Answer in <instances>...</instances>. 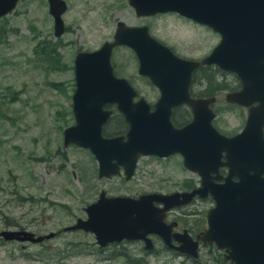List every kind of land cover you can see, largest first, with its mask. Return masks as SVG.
<instances>
[{"label": "water", "instance_id": "95a60500", "mask_svg": "<svg viewBox=\"0 0 264 264\" xmlns=\"http://www.w3.org/2000/svg\"><path fill=\"white\" fill-rule=\"evenodd\" d=\"M17 2L0 0V18L14 10ZM47 3L54 35L61 36L67 4L65 0ZM128 5L138 16L178 13L211 28L221 40L206 56L189 59L155 38L148 26L117 21L112 40H105L98 49L78 51L74 57V124L63 130V145L88 149L97 161L98 178L122 172L130 179L142 156L181 154L184 166L201 176V186L192 191L151 192L139 198L107 196L101 191L84 208L86 218L76 219L65 230L90 232L101 247L123 239L149 243L151 234L160 235L171 246L174 237L181 243L176 248L196 255L199 242L189 235H175L174 225L165 218L169 210L191 203L197 195L210 194L216 205L207 212L208 227L199 239L205 245L228 248L235 264H264V222L257 227L261 221L256 219L258 215L264 218V179L257 174V178L248 176L240 182L234 179L239 174L240 151L264 143V0H128ZM117 46H127L135 53L138 73L159 89L154 109L144 96L135 100L139 91L114 73L111 55ZM210 65L234 73L242 84L226 95L228 103L243 106L249 113L244 130L232 137L214 124L217 97H195L190 92L194 72ZM185 104L193 119L178 127L172 120L173 109ZM107 105H114L123 116L128 125L125 134L103 135V125L113 113ZM223 165L230 168L227 177L220 174ZM52 235L36 236L23 229L0 231L5 241L35 243Z\"/></svg>", "mask_w": 264, "mask_h": 264}, {"label": "rangeland", "instance_id": "374dc122", "mask_svg": "<svg viewBox=\"0 0 264 264\" xmlns=\"http://www.w3.org/2000/svg\"><path fill=\"white\" fill-rule=\"evenodd\" d=\"M65 2V31L58 37L47 0H18L14 10L0 19V231L53 233L35 243L3 241L0 236V264H97L108 253L99 252L94 235L65 229L76 219L86 218L84 208L101 191L107 196L172 193L200 182L199 174L184 166L181 155L142 157L129 180L122 172L98 178L94 156L88 149L64 146L63 130L74 124V57L78 51L98 49L105 40H112L117 21L148 26L155 38L190 59L209 54L220 42V34L175 12L138 16L128 0ZM111 63L114 73L129 80L140 96L150 103L157 101L159 89L138 73V58L129 47H115ZM216 76L219 82L238 85L234 73ZM202 85L195 81L194 91H202ZM229 91L216 94L214 124L230 135L242 126L247 109L229 104ZM118 118L115 115L103 125V135L124 129ZM132 245H118L115 250ZM211 250L204 247L203 253L216 252ZM167 255L171 258L149 264L183 262ZM108 264L125 263L114 258Z\"/></svg>", "mask_w": 264, "mask_h": 264}, {"label": "flooded vegetation", "instance_id": "af4514ba", "mask_svg": "<svg viewBox=\"0 0 264 264\" xmlns=\"http://www.w3.org/2000/svg\"><path fill=\"white\" fill-rule=\"evenodd\" d=\"M3 17L4 16H2L1 18H3ZM210 66H214V65H210ZM215 67H217V66H215ZM224 72H226V71H224ZM226 73H231V72H226ZM194 74H195V72H194ZM231 74H233V73H231ZM194 82H195V80H194V75H193V81H192V84L190 87V92H191L192 96L208 97V96H203V95L197 96V93L194 91ZM241 87H242V84H241V81L239 79L238 89H240ZM140 97L141 96L136 97L135 100H138ZM159 98H160V96L157 98V101ZM156 102H154V103L149 102L152 106V109H154V105ZM214 104H213V108H214ZM231 105L234 106L235 104H231ZM237 106H239V105H237ZM255 106H257V107L260 106V103L259 102L255 103ZM110 107H112V108H110ZM240 107H243V106H240ZM105 108L113 110V113H112L111 117L109 118V120L111 118H114L115 115H121L119 112L116 111L115 106L107 105V106H105ZM243 108H245V107H243ZM245 109H247V108H245ZM216 113H217V111H216ZM248 116H249V113L247 110V112H244L242 114L243 124L235 134L229 135V134H226L224 132H222V133L229 136V137H232L236 134L241 133L247 125ZM122 118H123V116H122ZM118 119H119V122L122 124L121 118H118ZM192 119H193V113H192L191 108L188 105H186V104L181 105V106L175 107L173 109L172 120L176 126L182 127V126L186 125L187 123H189ZM123 121H124V118H123ZM124 123H125L124 129L120 133H116V134H112V135H106V136L125 134L127 129H128V125L125 121H124ZM262 129H263V136H264V123H263ZM242 145H245V143ZM174 155H181V154H174ZM174 155H170L168 157H171ZM224 155H227V152H225ZM239 156H240V160L238 162L239 174H238V176L234 177V179L236 181L240 182L244 177L255 176V174H257L259 177H261V179H264V143H261L259 141L257 144L253 145L251 150L240 151ZM142 157L168 158V157H159L156 155L142 156ZM142 157H140V158H142ZM139 161H140V159H139ZM223 161H227V158L224 157ZM183 162H184V160H183ZM136 166H138V165H136ZM229 172H230V168L227 165H223L220 167V174L222 176L227 177ZM194 173H197V172H194ZM201 179L202 178L200 176V182H199L198 186L194 185L190 189L184 190V191H192L196 188H199L201 186ZM126 180H129V179H126ZM223 181L224 180H221V182H223ZM143 194H139L138 196H130V195H117V196H128V197H132V198H139ZM156 205L162 206V204H160V203H156ZM215 205H216V202L213 199L212 195L209 194L206 197H200L197 195L192 200L191 203H189L187 205H183V206H178V207H175V208L169 210L167 213V216L165 218L167 223H169V224L172 223L174 225L173 226L174 228L172 231H173V233H175V235H177L179 237L189 235L193 240L199 242L198 252L196 255H194L192 253L180 251L178 248H176L181 243L178 240L174 239V237L172 238V245L169 246L166 244V242L164 241V239L160 235L151 234V235H149V237L151 238V241L149 243H147L146 241L141 240V239H133V240L123 239V240L118 241V242L108 243L107 245L102 246V247L96 243L98 246L99 252L103 251V252H105V254L108 253V255H103L102 257H99L98 259H100V260H97V264H102L101 262H103V264H108V262L113 260L114 258L120 259L125 264H149L154 260H156L158 262L160 260H163L165 257L171 258L167 254H171L173 260L181 259V261H183V262H181V264H184V263H188V264H235L232 261V259L229 258L230 250L228 248L219 249L213 243L205 245L203 243V241H201V239H199L200 235H202V233L208 227L207 226V212L212 207H214ZM201 211L203 213L202 217H201V215L198 216L199 214H201ZM196 216H198V217H196ZM256 219H257V221H261L260 223L257 222L258 223L257 227H260L261 224L264 222V218H261V216L258 215V216H256ZM2 240L4 241L3 238H2ZM123 244L128 245V246L130 244H134V245H132L133 248H130V249L124 248L123 251L115 250L116 246H118V245L123 246ZM204 247L208 248V249H212L216 252L211 253L210 255H208V253L205 254V253H203Z\"/></svg>", "mask_w": 264, "mask_h": 264}, {"label": "trees", "instance_id": "16d2710c", "mask_svg": "<svg viewBox=\"0 0 264 264\" xmlns=\"http://www.w3.org/2000/svg\"><path fill=\"white\" fill-rule=\"evenodd\" d=\"M221 73H224V71H222L221 69H219L218 67H215V66H203V67L199 68L198 70H196L195 74H194V80L200 81L203 84L202 85V87H203L202 91L196 92L197 96H199V95L215 96L221 90H230L229 92H231V91H235L238 89V86H239V79L238 78L236 79V82L238 83V85H236V86H233L232 84H230L226 81L219 82L216 78L217 77L216 74H221ZM203 79H206V81L208 83L207 82L204 83ZM223 82H225V83H223ZM116 116L121 118V122L124 126L125 123L123 121L122 116L121 115H116ZM120 132H116V133H120Z\"/></svg>", "mask_w": 264, "mask_h": 264}]
</instances>
